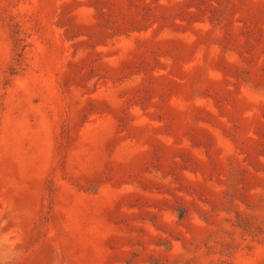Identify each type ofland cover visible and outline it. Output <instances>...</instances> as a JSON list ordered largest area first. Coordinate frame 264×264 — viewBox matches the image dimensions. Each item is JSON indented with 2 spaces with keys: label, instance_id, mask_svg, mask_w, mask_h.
Instances as JSON below:
<instances>
[{
  "label": "rangeland",
  "instance_id": "obj_1",
  "mask_svg": "<svg viewBox=\"0 0 264 264\" xmlns=\"http://www.w3.org/2000/svg\"><path fill=\"white\" fill-rule=\"evenodd\" d=\"M0 264H264V0H0Z\"/></svg>",
  "mask_w": 264,
  "mask_h": 264
}]
</instances>
